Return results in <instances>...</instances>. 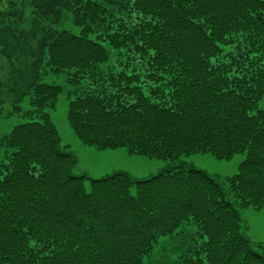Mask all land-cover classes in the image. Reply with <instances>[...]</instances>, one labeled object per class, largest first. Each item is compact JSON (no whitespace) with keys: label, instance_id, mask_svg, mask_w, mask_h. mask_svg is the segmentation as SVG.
<instances>
[{"label":"trees","instance_id":"16d2710c","mask_svg":"<svg viewBox=\"0 0 264 264\" xmlns=\"http://www.w3.org/2000/svg\"><path fill=\"white\" fill-rule=\"evenodd\" d=\"M15 7L0 11V46L8 32L25 57L37 46L8 113L0 79V116L30 119L0 139V264H144L190 224L194 242L174 264H264L241 212L264 209V0H29V23ZM67 16L80 33L55 26ZM107 45L127 49L121 69L101 68ZM50 72L88 81L67 115L86 145L246 158L223 179L184 162L145 179L77 175L51 115L63 87L41 81Z\"/></svg>","mask_w":264,"mask_h":264},{"label":"rangeland","instance_id":"374dc122","mask_svg":"<svg viewBox=\"0 0 264 264\" xmlns=\"http://www.w3.org/2000/svg\"><path fill=\"white\" fill-rule=\"evenodd\" d=\"M28 5L29 0H3L0 5V11H8L16 6V14H20L24 10V20L29 23L31 20V7L28 8ZM8 23L9 21H7ZM55 26L58 29H67L74 33H80L81 31V28L73 23L70 16H67L60 25ZM20 27L24 28L21 24ZM9 33L11 32L2 34V38L7 41L0 46L6 48L10 55L8 57L0 53V79L5 83L1 94L5 101L3 104L4 113H8L12 107L13 97L10 87L15 86V81L22 83L24 80L32 78V73L30 72L32 59L29 53L31 49L37 46V43L32 41V48L31 46L28 47L29 52L25 53L29 57H25L23 55V47ZM107 46L110 51V59L103 63L101 68L105 71L114 67L121 69L123 64L129 60L127 49H116L109 45ZM41 81L59 84L63 87L57 107L51 111V115L60 132L62 144H68L70 149L79 157V163L74 169V173L77 175L87 174L93 178H101L116 171H127L136 179H145L160 173L165 168L184 162L189 166L203 169L213 176L219 175L223 179L237 173L240 163L246 158V153L236 154L230 160L217 159L210 153H197L182 156L177 160H166L129 153L124 147L100 150L86 145L74 133L67 115L70 100L85 90L88 81L83 80L82 83L73 85L68 82L66 72H50L43 75ZM23 105L25 108L29 107L28 99L24 101ZM29 120L27 117L17 115L10 118L0 116V139L9 133L15 125ZM2 161H8L4 147L0 148V162ZM241 212L242 229L251 240L264 243V209L249 207L242 209ZM196 231L197 226L190 224L180 227L174 235L163 236L152 254L146 257L144 264H174L187 247L194 242L193 238L196 235Z\"/></svg>","mask_w":264,"mask_h":264}]
</instances>
